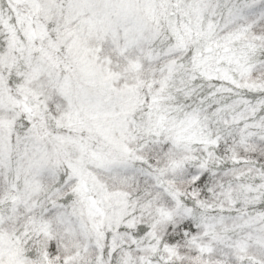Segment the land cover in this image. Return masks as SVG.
Wrapping results in <instances>:
<instances>
[{
  "label": "snow or ice",
  "instance_id": "1",
  "mask_svg": "<svg viewBox=\"0 0 264 264\" xmlns=\"http://www.w3.org/2000/svg\"><path fill=\"white\" fill-rule=\"evenodd\" d=\"M0 264H264V0H0Z\"/></svg>",
  "mask_w": 264,
  "mask_h": 264
}]
</instances>
